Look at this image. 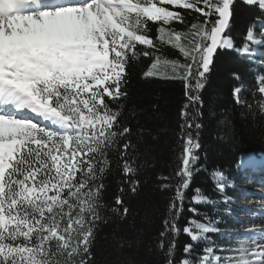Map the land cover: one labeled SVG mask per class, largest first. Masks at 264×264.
<instances>
[{"label":"snow or ice","instance_id":"1","mask_svg":"<svg viewBox=\"0 0 264 264\" xmlns=\"http://www.w3.org/2000/svg\"><path fill=\"white\" fill-rule=\"evenodd\" d=\"M236 3L0 0V264H96L92 249L99 226L107 223L102 197L112 156L127 190L135 193L139 186L132 178L137 146L123 111L130 64L149 57L144 77L185 82L189 103L181 112V129H191L188 108L198 100L196 93L218 50H237L251 58V45L264 46V0H240L257 16L239 49L227 34ZM189 16L194 17L191 24ZM165 46L178 50L183 61L155 55ZM240 92L235 89L238 102ZM257 92L264 115V76ZM181 140L174 177H158L162 190L173 191L160 232L164 264H177L175 239L181 231L191 242L179 264H264V226L245 228L230 237L227 248L210 239L209 234H221L216 221L190 219L180 228L199 147L191 133H183ZM213 179L220 193L233 186L222 172H214ZM190 203L216 201L196 188ZM115 205L119 207L108 211L125 218L129 209L122 196ZM258 207L264 211V200ZM188 211L199 216L195 207ZM201 243L205 246L192 259Z\"/></svg>","mask_w":264,"mask_h":264},{"label":"trees","instance_id":"2","mask_svg":"<svg viewBox=\"0 0 264 264\" xmlns=\"http://www.w3.org/2000/svg\"><path fill=\"white\" fill-rule=\"evenodd\" d=\"M239 5L241 8L246 7ZM248 9H252L255 18L257 11L250 7ZM239 21L241 19L230 22V29L238 30V34L245 31L249 22L245 19ZM187 22L193 23L194 17L189 16ZM176 27L183 28L182 25ZM151 35L156 36L154 25ZM234 42L236 49H239L241 46ZM155 55L183 61L179 51L171 46L159 49ZM252 60L254 59L245 58L237 50L218 51L209 72L205 74L203 87L196 93L198 100L188 108L189 121L193 127L183 130L181 112L185 104L189 103L185 82L163 76L144 77L143 73L152 62L149 57L141 56L130 64L125 85L128 96L124 101L123 111L134 132L132 143L137 146V173L132 178L139 181V186L135 193L127 190L125 177L115 163L117 157L112 156L114 162L111 171L104 178L102 197L107 206L103 210L107 223L99 226L92 249L96 264H164V254L159 248L160 232L163 231V221L173 191L162 190L160 185L163 181L158 177H174L183 151V133H191L194 143H198L199 147L195 149L198 157L196 170L186 193L183 211L178 218L181 229L190 219L204 222L201 216L210 212L215 204L219 208L223 207L221 202L225 196L211 182L210 177L214 172H233L243 156H264V115L260 114L258 108L260 95L257 85L254 81L237 84L229 77L234 75L239 66L252 71L255 80L264 76V64L254 63ZM237 88L241 89L239 102L232 97V92ZM197 123L201 125L200 128L195 127ZM214 139L219 141L211 148L209 145ZM242 182L244 181L239 183ZM121 188L125 191L121 192ZM196 188L216 203H190L193 189ZM117 196H122L124 206L129 209L123 219L108 211L111 207H119L115 205ZM190 207L197 208L199 216L188 211ZM209 236L214 241L219 240V236ZM190 242L182 231L176 237L174 255L177 264L184 258L185 244ZM167 243L166 239L165 244ZM202 248L201 244L196 245L191 258L195 259Z\"/></svg>","mask_w":264,"mask_h":264},{"label":"rangeland","instance_id":"3","mask_svg":"<svg viewBox=\"0 0 264 264\" xmlns=\"http://www.w3.org/2000/svg\"><path fill=\"white\" fill-rule=\"evenodd\" d=\"M236 7L234 10V15L231 19V22H237L239 19L246 22L251 19L246 26L244 32L238 34V30H231L229 29L228 35H230L234 41H236V45L241 46L245 42V34L248 27L253 24L254 17L252 15V9H248L249 7L246 6L241 8L239 4L245 6L243 3H240V0H237ZM247 8V9H246ZM239 21V22H241ZM256 31L259 32V28H256ZM254 49V55L251 57L254 63H263L264 64V46H256L251 45ZM225 50V49H221ZM220 51V50H219ZM229 51V50H225ZM234 65V64H233ZM252 68V67H251ZM231 77L237 84H241L245 81H249L250 83L254 81L256 85H258L259 78L255 80V75L250 71L248 68L243 66H239L235 69V73ZM240 95V94H239ZM232 97L234 100H237L235 95V90L232 92ZM219 141L214 139L213 143L209 145V147L214 148L215 142ZM242 159V160H241ZM248 160V165L244 166L241 164L242 161ZM264 166V156L263 155H249L243 156L238 160L237 167L233 172H224V176L228 178V180L233 185L232 187H228L225 189L222 195L225 196L222 200V206L219 208L218 204H215L211 211L207 214L201 216V219L204 222L208 220L218 222V226L221 228V234H212L215 236H219L218 241L215 242L216 245L227 248L230 243V237H234L236 235L243 234L245 228H252V227H261L264 226V211L259 209V204L262 200H264V177L263 171L260 167ZM251 170H257V172H251ZM211 182L215 185L213 174L211 175ZM244 181L242 183H239ZM226 198L231 199V203L226 202ZM199 205H208V204H199ZM244 209L250 210L251 213L249 214ZM210 213H213L210 215ZM262 213L261 217H258ZM262 220L260 222L254 221V219ZM239 221V222H238ZM242 222V223H241ZM235 230V231H234ZM204 247L205 244L201 243ZM218 255H224L225 253H217Z\"/></svg>","mask_w":264,"mask_h":264},{"label":"bare ground","instance_id":"4","mask_svg":"<svg viewBox=\"0 0 264 264\" xmlns=\"http://www.w3.org/2000/svg\"><path fill=\"white\" fill-rule=\"evenodd\" d=\"M242 160V159H241ZM248 160L246 161H242L241 162V164H243L244 166H247L248 165ZM261 168V170L263 171V177H264V166L263 167H260ZM257 172V170H251V172ZM262 216V213H260V215L258 216V217H261ZM258 217L256 218V219H254V221H257V222H260V221H262V220H260V219H258Z\"/></svg>","mask_w":264,"mask_h":264},{"label":"water","instance_id":"5","mask_svg":"<svg viewBox=\"0 0 264 264\" xmlns=\"http://www.w3.org/2000/svg\"><path fill=\"white\" fill-rule=\"evenodd\" d=\"M218 51H219V50H218ZM217 53H218V52H217ZM217 53L214 55V58H215V56L217 55ZM214 58H213V59H214ZM211 65H212V64H211ZM211 65H210V67H211Z\"/></svg>","mask_w":264,"mask_h":264}]
</instances>
